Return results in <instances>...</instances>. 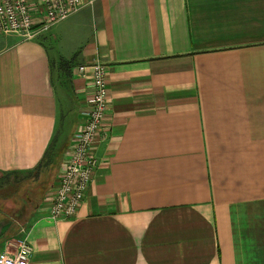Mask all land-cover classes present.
I'll return each mask as SVG.
<instances>
[{
    "label": "crops",
    "instance_id": "1",
    "mask_svg": "<svg viewBox=\"0 0 264 264\" xmlns=\"http://www.w3.org/2000/svg\"><path fill=\"white\" fill-rule=\"evenodd\" d=\"M90 62L106 66L105 135L76 214L53 219ZM44 159L42 198L0 210V252L19 238L27 264H264V0H93L32 38L0 32V180Z\"/></svg>",
    "mask_w": 264,
    "mask_h": 264
},
{
    "label": "built area",
    "instance_id": "2",
    "mask_svg": "<svg viewBox=\"0 0 264 264\" xmlns=\"http://www.w3.org/2000/svg\"><path fill=\"white\" fill-rule=\"evenodd\" d=\"M93 0H0V32L24 38L48 31ZM79 72L91 77V94L86 100L83 120L77 125L62 156L57 177L49 193V215L53 219L76 214L92 180L97 159L94 144L103 139L102 120L108 108L106 66L101 62L81 64ZM13 252L0 254V264H27L32 253L25 239L12 238Z\"/></svg>",
    "mask_w": 264,
    "mask_h": 264
},
{
    "label": "rangeland",
    "instance_id": "3",
    "mask_svg": "<svg viewBox=\"0 0 264 264\" xmlns=\"http://www.w3.org/2000/svg\"><path fill=\"white\" fill-rule=\"evenodd\" d=\"M10 179V178H8ZM3 180H7L3 178L0 180V210H2L4 213H9L10 216H18L20 218H23L24 215L19 213L22 208H25V199L23 198L24 193H26V190L31 189L32 181L31 179L27 180H21L18 182L13 183L12 179H10L8 182H4ZM9 185L2 190L1 185ZM31 185V186H30ZM35 191L34 194H36V189L33 188ZM3 227V228H2ZM5 225L0 224V230L4 229ZM7 251V250H6ZM5 251H1L3 253Z\"/></svg>",
    "mask_w": 264,
    "mask_h": 264
},
{
    "label": "trees",
    "instance_id": "4",
    "mask_svg": "<svg viewBox=\"0 0 264 264\" xmlns=\"http://www.w3.org/2000/svg\"><path fill=\"white\" fill-rule=\"evenodd\" d=\"M45 159L38 165L34 170L28 171L24 173L25 175H22L23 179L21 180H27L31 179L32 187L31 189L26 190V193H24L23 198L25 199V208H22L19 213L26 214L28 213L29 207L34 206L38 199H41L43 196V193L47 190L50 180L46 177L49 173H44L42 170L44 169L43 166H45ZM16 177V176H15ZM5 182V180H3ZM20 181L19 179H16L13 183ZM31 186V185H30ZM33 188L36 189V194H34L35 191ZM4 190V189H2ZM39 193V194H38ZM39 195V197H38Z\"/></svg>",
    "mask_w": 264,
    "mask_h": 264
}]
</instances>
